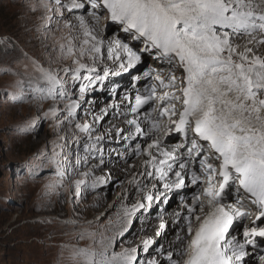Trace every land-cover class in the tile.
Here are the masks:
<instances>
[{"label":"snow or ice","instance_id":"snow-or-ice-1","mask_svg":"<svg viewBox=\"0 0 264 264\" xmlns=\"http://www.w3.org/2000/svg\"><path fill=\"white\" fill-rule=\"evenodd\" d=\"M31 10L43 11L49 31L63 21L67 31L53 39L70 63L62 74L35 61L33 75L28 65L14 73L13 103L51 102L17 132L35 131L41 120L64 132L25 162L29 174L54 176L46 194L75 202L110 183L111 165L133 170L116 220L81 231L77 241L89 243L70 249L72 264H264V0H37ZM123 74L133 84L120 96L110 85ZM98 88L113 102L97 112L87 97ZM110 110L125 125L114 135L100 131ZM112 142L119 147L106 155ZM141 156L139 168L130 163ZM153 213L159 239L144 236ZM134 222L139 231L130 233Z\"/></svg>","mask_w":264,"mask_h":264},{"label":"rangeland","instance_id":"rangeland-1","mask_svg":"<svg viewBox=\"0 0 264 264\" xmlns=\"http://www.w3.org/2000/svg\"><path fill=\"white\" fill-rule=\"evenodd\" d=\"M36 2L0 0V264H72L70 249L75 246L85 247L89 243L87 240L78 242V234L84 230H103L109 221L116 220L117 210L121 206H117L115 214L110 216L115 200L104 205L98 204L104 195L121 196L119 185L115 184L116 178L112 177L103 190L89 191L83 199L74 202L67 194L62 198L46 194L45 185L54 180V176L41 173L33 178L29 174L25 162L46 147L50 149L51 141L64 132L58 133L51 120H41L35 131L26 134L17 132L18 127L35 119L38 114L42 115L51 102L40 104L25 100L23 103H13L8 94L15 90L18 76L14 73L22 72L23 66L28 65V74L33 75V61L54 71H61L70 63L61 59L53 39L67 31L63 28V21L59 22L60 31H49L47 22L42 18L43 11L31 10ZM64 2L69 3L70 0ZM65 14L74 21L73 15ZM50 27H57L55 19ZM117 31L118 26L109 23L108 33L114 35ZM130 43L140 46L139 42ZM142 60L143 67L153 64L147 53ZM125 76L113 77L111 80ZM110 86L114 87L113 83ZM121 88L124 87H116L118 92L122 91ZM102 95L106 96V102L111 100L108 90L99 88L89 93L87 98L97 102ZM83 107L88 109L89 105L84 104ZM79 115L80 122H83L84 112L81 111ZM65 131L71 135L75 129ZM108 146L119 147L114 142L108 143L105 146L106 155L112 149ZM174 201L175 204L179 203L178 199ZM175 204L172 201L170 205L173 208ZM155 217L157 219V215ZM170 217L166 215L165 219L170 222ZM137 226L140 224L134 222L133 228L138 232ZM174 236L175 233L170 237ZM128 237L129 233H126L125 238ZM257 261L254 259L252 263L257 264Z\"/></svg>","mask_w":264,"mask_h":264},{"label":"bare ground","instance_id":"bare-ground-1","mask_svg":"<svg viewBox=\"0 0 264 264\" xmlns=\"http://www.w3.org/2000/svg\"><path fill=\"white\" fill-rule=\"evenodd\" d=\"M73 19L75 20V17H73ZM129 43H130V41H129ZM130 44H132V43H130ZM123 75H126V76L123 77L122 79H119V80L118 79L113 80V85H114L115 88L118 87V86L124 87V88H121L122 91H119L120 96L125 95V93L126 94H130L131 91H132L133 81H132L131 77L128 76L127 74H123ZM137 87H139V85H137ZM97 102H98V106L96 104V105L93 106V108H94L95 111L98 112L99 109L103 108L106 104L112 103L113 102V98H111V100H109V101L107 100V102H106V96L102 95V96H100L99 100H97ZM115 102L116 103H120V100L118 98H116ZM86 118L87 119H92V117L90 118V116H88ZM116 126L124 127L125 125H123V123L121 122L120 117H119L118 114H116L115 118H113V114H112V112L110 110V115H109V117L105 118L104 122H102V127H101L100 130H101L102 133H106L105 130L108 129V128H112V131H115V127ZM108 148L109 149H111V148L113 149V146H108ZM144 159H145L144 157H142V158L141 157H137V158L131 160L130 163L136 164L137 167L139 168ZM126 167H127V165H125L123 161H120L118 166L115 165V164L111 165V171L113 173L112 177L117 179V182H115V184L119 185L118 189L121 190V193H123L125 187H127V179H130L132 174H133V170H129L128 172H124L123 169L126 168ZM108 171H109V169H105L104 172H99L98 171L96 173V175H106ZM120 180H124L125 184L124 185L119 184L118 181H120ZM129 191H131V188H129ZM116 196H118V197H116ZM119 197L120 196L118 194H113V196H111V197H108V196L104 195L103 198L101 199V201L98 204L99 205H104L105 203H108L111 200L112 201L115 200V203H114L115 206L112 207V211H110V212H112V214L109 213V214H111L110 216H112L113 214H115L116 207L121 205ZM174 202L175 201H173V204H175ZM178 205H179V203L175 204V206H173V208H172V205L167 207L168 216L169 215L171 216V213H173L171 211H173L174 208H175V210L178 209ZM155 216H156V213L152 214V216L148 219L150 222L146 220L147 222L144 223V228L146 229V231L144 233V236H149V237H152L154 239H159V238H157L155 236V231H156V226H158L160 221H159L158 218L156 219ZM138 227L140 228V226H137V228ZM131 231H136V228H133L132 230H130V233H131ZM130 233H129L128 240H132V235ZM172 234H174V233H172ZM172 234L169 235L167 239L173 240V238L175 236L171 238L170 236H172ZM141 238L142 237L137 236L134 241H136V240L140 241ZM160 242L166 244V241H164V240H160ZM249 263H250V261H249Z\"/></svg>","mask_w":264,"mask_h":264}]
</instances>
